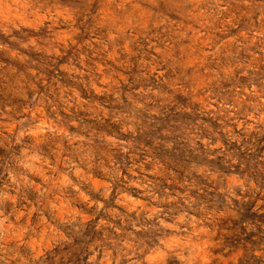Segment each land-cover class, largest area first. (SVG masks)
Returning <instances> with one entry per match:
<instances>
[{"label": "rangeland", "instance_id": "374dc122", "mask_svg": "<svg viewBox=\"0 0 264 264\" xmlns=\"http://www.w3.org/2000/svg\"><path fill=\"white\" fill-rule=\"evenodd\" d=\"M15 19V11L6 17L0 9V43L26 57L17 71L26 73L32 103L17 116L0 95V244L4 226L27 224L22 264H124L123 253L154 243L157 225L169 223L185 199L201 215H215L218 232L264 222V204L226 198L218 184L229 173L264 170V130L225 119L215 98L200 100L208 103L201 120L172 111L162 102L150 50L121 53L103 24L89 33L71 25L55 36L23 28L5 35ZM30 36L37 46L21 48ZM0 62L15 67L4 52ZM109 159L122 165L114 183L106 179ZM109 183L105 199L96 189Z\"/></svg>", "mask_w": 264, "mask_h": 264}, {"label": "clouds", "instance_id": "9594fccd", "mask_svg": "<svg viewBox=\"0 0 264 264\" xmlns=\"http://www.w3.org/2000/svg\"><path fill=\"white\" fill-rule=\"evenodd\" d=\"M0 9L6 17L16 13L15 22L9 21L11 27L3 29L5 35L23 28L35 33L43 29L55 36L58 28L71 25L89 33L103 24L109 45L115 44L121 53L150 50L149 65L160 74L162 102L172 111L192 121L201 120L208 115V103L200 104V100L215 98L217 111L225 119L233 124L238 121L246 130H264V0H0ZM33 37L20 47L35 48L38 40ZM0 52L15 62V67L0 62V95L7 112L20 116L21 106L32 103L25 95L26 73L17 71L26 57L4 43H0ZM180 97L182 103L177 105L175 99ZM21 131L27 134L23 127ZM121 166L109 159L111 174L106 179L119 181ZM246 172L221 177L219 190L226 198L256 199L259 208L264 204V170ZM111 187L109 183L103 191H96L107 199ZM183 204L184 209L168 217L169 223L157 225L160 234L154 243L148 241L130 254L123 253L124 264L264 262V222L239 223L234 228L223 225L218 232L215 215H201L200 206L190 199ZM31 230L21 219L4 226L0 264H22L19 250L28 243L24 237ZM236 237L239 243H230ZM30 246L35 252V242Z\"/></svg>", "mask_w": 264, "mask_h": 264}]
</instances>
